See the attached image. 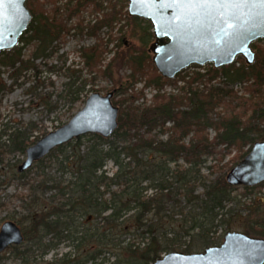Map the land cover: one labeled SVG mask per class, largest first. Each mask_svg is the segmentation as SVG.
Wrapping results in <instances>:
<instances>
[{"label":"trees","instance_id":"1","mask_svg":"<svg viewBox=\"0 0 264 264\" xmlns=\"http://www.w3.org/2000/svg\"><path fill=\"white\" fill-rule=\"evenodd\" d=\"M128 5L127 0H28V29L19 46L0 53V76L5 69L14 85H23V75L39 74L43 64L37 61L57 56L70 37L93 38L92 48L79 50L92 78L83 79L77 70L59 98L75 103L88 83L101 79L111 84L106 91L113 92L119 108V126L110 138L82 136L30 169H18L14 180L21 191L11 198L20 212L13 219L24 218L18 223L25 240L8 249L20 264H150L162 253H193L188 239L203 249L218 246L223 238L214 237L215 229L232 223L264 238V195L251 197L264 182L242 187L239 199L226 181L254 143L264 140V39L252 44L253 65L242 57L219 69L193 65L169 80L153 64L151 24L130 17ZM86 13L93 17L87 23ZM191 68L200 70L189 73ZM238 84L242 92L234 88ZM168 86L176 93H167ZM147 89L156 91L150 103ZM12 90L13 85L0 86V95ZM34 131L29 126L13 134L0 155H25L38 141L30 139ZM209 159L215 163L203 175ZM110 162L112 175L106 170ZM52 164L59 176L49 171ZM62 244L70 251L45 261Z\"/></svg>","mask_w":264,"mask_h":264},{"label":"water","instance_id":"2","mask_svg":"<svg viewBox=\"0 0 264 264\" xmlns=\"http://www.w3.org/2000/svg\"><path fill=\"white\" fill-rule=\"evenodd\" d=\"M28 0H0V53L19 46L32 14ZM128 15L149 22L154 35L153 64L162 77L174 80L193 65L213 64L219 69L242 57L253 65L252 44L264 39V6L253 3L219 5L188 0H127ZM232 25V27H229ZM232 35H225V33ZM113 92L92 93L84 107L67 123L40 138L26 150L19 167L23 172L46 158L54 149L82 136L98 134L110 138L118 128L119 108ZM234 187H256L264 182V140L227 174ZM22 229L12 221L0 230V255L10 246L24 243ZM155 264H264V238L230 231L221 245L203 252H172Z\"/></svg>","mask_w":264,"mask_h":264},{"label":"rangeland","instance_id":"3","mask_svg":"<svg viewBox=\"0 0 264 264\" xmlns=\"http://www.w3.org/2000/svg\"><path fill=\"white\" fill-rule=\"evenodd\" d=\"M66 1V0H64ZM128 12V8H127ZM86 23L93 19V17L86 13L85 16ZM95 45V40L83 35H77L75 37H70L68 41L61 45L59 53L57 56L50 58L44 62L41 60L37 61L38 64H43L40 67V73L35 75V73L30 72L24 74L19 83L23 85H14L13 79L10 77V73L5 69H2V74L0 76V86L10 87L13 85L12 91H5L4 94L0 95V150H8V146L11 144L12 136L16 132L25 131L29 126L36 128L32 134H30V139L38 140L48 134L51 131H55L57 127L67 123L72 116H74L78 111H80L87 100V98L97 91L102 95H106L108 92L107 88L111 84L107 81L96 79L88 83L85 91L79 95V99L75 103H71L63 98H59L64 90L65 83L69 81L68 76L75 74L77 70H82L83 79L89 80L92 78L89 76L85 70H83V62L79 54V50L90 49ZM112 57V54L107 55V60L109 61ZM200 69L191 68L189 73L198 71ZM117 71V70H116ZM77 74V73H76ZM181 84V83H180ZM143 84L137 85V89H141ZM31 88V92H29ZM234 88L242 92L241 86L235 85ZM165 91L167 93H176V90L172 86L166 87ZM156 91L152 89H147L145 91V98L150 103ZM44 100L49 101L55 107L54 111H49L45 107ZM144 99L141 100V102ZM211 135H214V132H211ZM247 150V149H246ZM236 152L228 156L225 159V162H228ZM26 159V154L23 155L20 152H12L5 155H0V230L2 225L7 221L15 222L21 229L23 226L18 223V220H23L19 214L18 219H13V214L20 212L18 208L19 203L13 201L11 198L15 194L19 193L21 189H18L17 183L14 180L16 173L18 172L19 167L24 163ZM182 163V162H180ZM213 159H209L206 163L205 169L202 171L203 175L209 173L208 168L214 164ZM57 166L53 164L50 166L51 174L60 175L57 172ZM106 170L109 175H112L116 170L113 164L108 163ZM34 172V169L33 171ZM233 196L241 199V194L243 193L242 187H234ZM201 191V188L198 189ZM152 193V192H150ZM257 196L264 195V187L262 189H255L252 194V198ZM245 201V199H244ZM227 209H235V205H229ZM237 210V209H235ZM240 215L244 218L245 213L240 212ZM230 231L245 232V229L241 224L227 225L223 224L215 229V238L222 236L224 241L225 235ZM213 236V235H212ZM212 237V238H214ZM258 238H261L258 236ZM222 241V243H223ZM185 242L190 243L192 246V252H202L205 250L199 246V241H189ZM221 243V244H222ZM220 244V245H221ZM70 251V248L66 244L60 245V247L50 252L45 261H52L55 258L61 257L63 254ZM107 258L109 255H106ZM114 260H111L113 262ZM0 264H20L13 259V250L7 249L0 255Z\"/></svg>","mask_w":264,"mask_h":264},{"label":"snow or ice","instance_id":"4","mask_svg":"<svg viewBox=\"0 0 264 264\" xmlns=\"http://www.w3.org/2000/svg\"><path fill=\"white\" fill-rule=\"evenodd\" d=\"M188 2L191 3H216L219 5H228V4H239V3H253V4H259L261 6H264V0H188ZM229 27H232V25H229ZM225 35H232L231 33H225Z\"/></svg>","mask_w":264,"mask_h":264},{"label":"flooded vegetation","instance_id":"5","mask_svg":"<svg viewBox=\"0 0 264 264\" xmlns=\"http://www.w3.org/2000/svg\"><path fill=\"white\" fill-rule=\"evenodd\" d=\"M206 249H207V248H206ZM175 252H181V251H175ZM200 252H201V251H200ZM202 252H203V251H202ZM169 253H172V252L162 253V254L160 255V257H158L153 263H150V264H155L157 260H159V259L165 257V256L168 255ZM181 253H185V252H181ZM195 253H197V252H195ZM186 254H188V253H186Z\"/></svg>","mask_w":264,"mask_h":264}]
</instances>
